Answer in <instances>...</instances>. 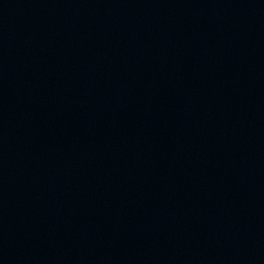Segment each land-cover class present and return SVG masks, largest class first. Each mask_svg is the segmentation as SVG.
Returning a JSON list of instances; mask_svg holds the SVG:
<instances>
[{
	"label": "water",
	"instance_id": "water-1",
	"mask_svg": "<svg viewBox=\"0 0 264 264\" xmlns=\"http://www.w3.org/2000/svg\"><path fill=\"white\" fill-rule=\"evenodd\" d=\"M0 264H264V0H80L2 55Z\"/></svg>",
	"mask_w": 264,
	"mask_h": 264
}]
</instances>
